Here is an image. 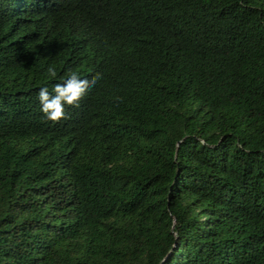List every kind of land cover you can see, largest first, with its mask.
I'll return each mask as SVG.
<instances>
[{
	"label": "trees",
	"instance_id": "1",
	"mask_svg": "<svg viewBox=\"0 0 264 264\" xmlns=\"http://www.w3.org/2000/svg\"><path fill=\"white\" fill-rule=\"evenodd\" d=\"M0 264H264V0H0Z\"/></svg>",
	"mask_w": 264,
	"mask_h": 264
},
{
	"label": "clouds",
	"instance_id": "2",
	"mask_svg": "<svg viewBox=\"0 0 264 264\" xmlns=\"http://www.w3.org/2000/svg\"><path fill=\"white\" fill-rule=\"evenodd\" d=\"M53 80L51 87L47 84L37 90L40 111L51 120L65 116L67 106L77 105L86 91L96 83V77L91 79L76 70H68L66 75L57 77L54 68H49Z\"/></svg>",
	"mask_w": 264,
	"mask_h": 264
}]
</instances>
